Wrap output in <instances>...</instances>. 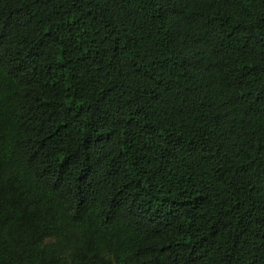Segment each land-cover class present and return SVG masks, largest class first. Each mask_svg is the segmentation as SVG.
<instances>
[{"label": "trees", "instance_id": "16d2710c", "mask_svg": "<svg viewBox=\"0 0 264 264\" xmlns=\"http://www.w3.org/2000/svg\"><path fill=\"white\" fill-rule=\"evenodd\" d=\"M0 264H264V0H0Z\"/></svg>", "mask_w": 264, "mask_h": 264}]
</instances>
